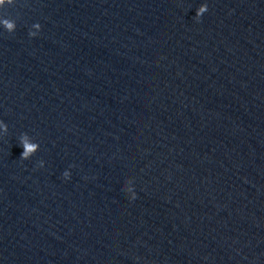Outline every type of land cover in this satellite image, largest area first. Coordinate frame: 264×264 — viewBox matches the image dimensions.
<instances>
[{
  "label": "water",
  "instance_id": "1",
  "mask_svg": "<svg viewBox=\"0 0 264 264\" xmlns=\"http://www.w3.org/2000/svg\"><path fill=\"white\" fill-rule=\"evenodd\" d=\"M0 264H264V0H5Z\"/></svg>",
  "mask_w": 264,
  "mask_h": 264
},
{
  "label": "clouds",
  "instance_id": "2",
  "mask_svg": "<svg viewBox=\"0 0 264 264\" xmlns=\"http://www.w3.org/2000/svg\"><path fill=\"white\" fill-rule=\"evenodd\" d=\"M12 0H8V3H11ZM5 3V0H0V5L4 4ZM208 10V7H207V4H204L200 9L199 11L197 12V18L199 20V18L202 16V14L204 12H206ZM7 29L9 31H13L14 28H15V25L12 24V23H9L8 21H5L4 22ZM30 35H34V33H30ZM22 144V147H23V152L21 154V158L22 160H26L28 159V157L30 156L31 153H33L36 149V145H31V144H28L26 140H22L21 142Z\"/></svg>",
  "mask_w": 264,
  "mask_h": 264
}]
</instances>
